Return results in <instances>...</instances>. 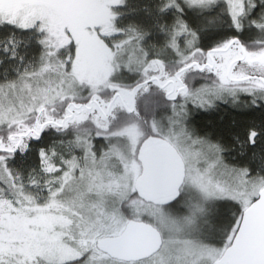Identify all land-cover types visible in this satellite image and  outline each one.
I'll use <instances>...</instances> for the list:
<instances>
[{
  "label": "snow or ice",
  "instance_id": "1",
  "mask_svg": "<svg viewBox=\"0 0 264 264\" xmlns=\"http://www.w3.org/2000/svg\"><path fill=\"white\" fill-rule=\"evenodd\" d=\"M0 264H264V0H0Z\"/></svg>",
  "mask_w": 264,
  "mask_h": 264
}]
</instances>
